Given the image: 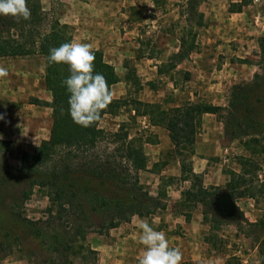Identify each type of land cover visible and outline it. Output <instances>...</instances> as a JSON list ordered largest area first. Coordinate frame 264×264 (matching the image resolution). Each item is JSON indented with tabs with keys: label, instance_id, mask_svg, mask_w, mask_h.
<instances>
[{
	"label": "trees",
	"instance_id": "1",
	"mask_svg": "<svg viewBox=\"0 0 264 264\" xmlns=\"http://www.w3.org/2000/svg\"><path fill=\"white\" fill-rule=\"evenodd\" d=\"M30 18H16L0 16V60L40 54L46 58L45 87L52 95V102L32 99L31 103L50 107L52 109V128L48 140H43L33 153L23 151L20 156L21 167L15 169L9 165L12 142L0 140V208H7L6 196L25 183L22 192V202L30 199L35 186L56 187L58 183L69 181V201L63 196L67 190L62 187L61 195L51 197V207L47 209L49 218L57 210V214L69 212V223L76 220L80 223L72 225L76 230L70 239V244L81 242L78 252H86L96 259L98 253L91 246L85 245L88 228L97 227L96 232L101 235L119 227L124 222H130L134 216L149 217L159 209H165L160 202L166 193L160 189L157 197L152 196L140 183L139 173L148 168L149 160L144 151L143 141L131 138L123 129L116 133H108L101 127V122L107 115H115L124 106H131L136 116L147 117L151 126L161 127L169 132L173 144L172 155L181 163L183 171H191L192 165L188 158L195 156V146L201 131V121L204 114H214L224 123L226 137L238 140L249 157H239L240 172H230L231 179L226 190L236 201L240 198H252L260 202L264 199V183L261 182L260 166L252 157L264 155V69L263 73H256L253 82L236 85L229 97L226 107L215 106L205 101L186 102L181 106L166 108L160 103L143 102L132 99L127 102L113 97L109 106L102 110V119L90 127H83L74 123L68 112L69 93L63 81L70 75L67 64L48 62L50 49L57 48L63 43L73 41L71 28L54 20L47 22V15L41 0H28ZM242 7L231 9V13L241 12ZM203 14L199 13V23L203 22ZM264 56V37L259 41ZM197 33L189 31L180 40L177 53H173L166 63L158 67V74H171L179 64L188 60L197 50ZM95 71L103 74L111 87L121 81L115 67L107 62L100 50L94 51ZM136 79V72L130 68L125 81ZM108 137L113 143L119 144L112 152H105L100 159L97 150ZM58 156H63L69 163L63 171H52L46 175L50 164ZM124 164H126L124 166ZM159 165L157 169L165 166ZM49 170V169H48ZM254 175L252 177L250 174ZM53 183V184H52ZM28 187V189H27ZM216 190L219 187L205 188L201 176L190 189L182 192L180 205L187 209H194L198 205H213ZM13 192V193H12ZM12 193V194H11ZM212 198V199H210ZM210 199V200H209ZM19 201L15 203L20 206ZM10 204V205H9ZM205 222H214L209 213L203 211ZM91 214H98L100 223H94ZM110 215L109 220H105ZM186 220H191V214H186ZM20 234L9 239L11 233L0 226V262L11 255L3 248L4 245H20L30 237L39 239L42 233L35 227L36 223L22 218ZM264 235V218L256 223H248ZM66 235L68 234L65 231ZM71 233L69 229V234ZM208 241V237H207ZM68 245L66 250H72ZM84 244V245H83ZM76 254V253H75ZM264 256V250L262 252Z\"/></svg>",
	"mask_w": 264,
	"mask_h": 264
},
{
	"label": "rangeland",
	"instance_id": "2",
	"mask_svg": "<svg viewBox=\"0 0 264 264\" xmlns=\"http://www.w3.org/2000/svg\"><path fill=\"white\" fill-rule=\"evenodd\" d=\"M43 2L46 8L47 24L54 20H59L63 24L69 22V0H43ZM112 2L120 5L123 21L118 29V33L121 39L127 42L129 50H131L136 57H155L158 61H162V63H166L168 57L175 53V50L180 47V40L186 37L189 31L197 33V42L199 43L198 50L203 51L201 48L209 49L208 44L211 43L210 39H213L216 35L223 36L224 30H227V34H224L226 38L234 35V32H232L229 27H235L237 39H244V41H247V43L243 44L242 50H244L245 53L248 52V55L246 54L239 58L234 57L233 61L243 69V75L238 79L236 78V80L232 79V81L224 83V87L226 88H224L223 92L228 101L236 85L251 83L256 73H263L264 56L262 55L259 41L264 37V0H112ZM49 3H51L50 6ZM65 6H68V9ZM240 7H242V9L241 12L238 13H243V15L234 16L235 18L232 20L230 15L231 9L236 10ZM212 9L220 11V20L222 22L219 24L221 25L219 33H216L215 24L211 22L213 17V14H211ZM199 13H202L204 16L201 26L198 25L200 21ZM258 17H260V19L262 18V20H256ZM210 26L214 27L212 31H209ZM213 52L217 53V51ZM206 53L211 55L210 50H206ZM211 56L213 58V54ZM224 58L225 56L221 54L217 57L215 62L209 64L210 67L217 66L221 68L225 64ZM250 64L255 65L256 72H254L255 68L249 70L242 67ZM0 66H4L8 69L9 74L6 77L8 78V84L15 83L18 77L24 80L26 99L21 100L23 101L22 103L28 102L27 92L28 88L32 87L31 85H35L38 91L46 89L44 82L45 74L43 73V70L44 72L46 70V58L42 55L33 54L17 58H4L0 60ZM19 71H21V73L18 74ZM251 71L252 76L250 75ZM211 76L209 77L211 78L210 82H219L217 79H212L215 75L212 74ZM190 80L191 74L187 71L185 66L177 68L171 74L166 73L163 75H159L158 72L139 75L136 72V79L127 81V87L125 89L116 88L115 94L119 96L121 92H123L124 95L121 99L127 100V102L132 99H138L143 102L160 103L164 107L170 108L175 107V103L183 105L189 102L188 98L190 96H188L186 91L190 89ZM177 88L178 91H175ZM32 99L35 98L30 97L29 101L31 102ZM201 101L203 100L199 99L195 102ZM141 118V116L135 115L131 106L127 105L122 107L117 114L105 116L101 122V127L108 133H116L121 128L123 132H127L131 138L136 137L143 141H147L145 144H153L155 142L154 132L143 127ZM45 132L47 133L46 129ZM227 139L230 140L229 138ZM12 143L11 155L9 156L8 162L11 167L19 169L21 167L20 156L24 151L22 146L23 143ZM117 145L119 144L113 143V140L108 137V139L100 145V148L97 150V155L102 159V155H104L105 152H112ZM151 148L152 147H148L147 149ZM249 156L248 153L244 157ZM148 158L149 169L146 173H139V180L144 188L151 194V191L158 188V182L157 178L154 180L150 178V172H154L157 168L155 167V162L150 159V156ZM173 158L172 151H165L161 153L159 162L157 163L161 165L164 162L173 160ZM193 158H188L187 163L193 165ZM252 159L260 166L261 170L258 171V173L261 182L259 185H262L264 183V155L254 156ZM214 162L220 163V158H214ZM234 162L237 163L241 170L239 157L234 159ZM67 165H69V163L66 159H64L63 156H58L54 162L50 164L49 170L47 169L44 173L49 175L56 168L59 171H63L62 169ZM125 165L126 164H124V166ZM222 166L223 168H219L220 174H222V171L225 173V171L229 169L226 168L227 166ZM250 175L249 177H252L254 173ZM148 182L149 184H147ZM55 183H58L56 187H53L51 184L45 188L35 186L30 199L24 203H21V198L22 192L26 187L25 183L22 187H18L14 193L12 192V195H8L6 198L4 197L6 203H11V205L9 204L10 206H6L7 208L5 209L0 208V226L11 233L12 236L9 237L11 241H14V237L21 233L22 218L36 223L35 227L42 233L39 239L35 240L32 237L26 239L22 246L11 245L9 248L7 244L4 245L3 248L5 251H11V255L7 258H9L10 261H21L24 264H99L98 252L95 259L94 256H90L86 252H78V247L81 245L80 241L74 245L70 244V239L76 231L72 226L75 224L76 220L69 223V212L57 214L56 210L53 216L49 218L47 209L53 205L50 196L55 199L57 197L56 194L61 195L60 191H62V187H64L67 192L62 199H64V201H69V181H65L63 184L58 181ZM169 184H173L172 186H176L177 188L180 187V181L177 179L170 180L166 178L162 180V183L159 184V188L166 193V196L161 197L160 200L163 205H165V199H172L173 197H169L168 195L169 192H171V189L168 188ZM224 191H226V184H220L219 190H216L217 194L214 197L213 205L203 206V211H207L209 213V218L214 221L213 223L212 221L208 223L210 226L209 235H207L208 243L210 244L208 254L215 259H222L224 264H240V260L237 256L238 254L231 252L238 247L236 241L240 239L241 243H245L246 249H251L250 254L252 261L255 264H264V256L262 254L264 250V235L261 234L258 229L248 224L253 223L245 216V213L248 212V208H245L242 204H239L240 206L237 204V202L240 203L242 200L238 199L235 201L236 203L234 202L236 206V216H224L221 213L216 199H218L219 195ZM261 199L262 203H260V208H264V199ZM18 201L21 203L20 206L15 205ZM179 206L180 209H183L184 216L195 211V208L187 209L181 205ZM242 207L244 210H242ZM161 210L163 209H159L155 214L151 215L148 221L151 227L157 228L159 227L158 225L165 226L163 221H159L158 218L155 219V216H159L160 213H162ZM90 216L94 223H100L101 218L98 214H91ZM110 217L111 216L108 215L102 219L107 221ZM78 223L80 222L76 221V224ZM69 229L71 231L70 234ZM65 231L68 232L67 235ZM96 231H98L96 226L88 228L86 242H84L85 245L91 246L89 242L90 237L108 235V233L101 235ZM230 243H232V245L227 247ZM69 244L72 246V250L67 251L66 247ZM183 264H192V262L187 260Z\"/></svg>",
	"mask_w": 264,
	"mask_h": 264
},
{
	"label": "crops",
	"instance_id": "3",
	"mask_svg": "<svg viewBox=\"0 0 264 264\" xmlns=\"http://www.w3.org/2000/svg\"><path fill=\"white\" fill-rule=\"evenodd\" d=\"M41 1L43 5L44 2ZM65 7L68 9V6ZM43 8L46 9L44 5ZM219 12L216 9L211 10V14H213L211 22L215 24L216 33L220 32L221 25L219 24L222 22ZM230 15L233 20L234 16L243 15V13L230 12ZM256 20H260V17ZM122 21L120 5L112 2V0H69V22L66 25L68 24L72 30L73 40L79 43L91 44L93 51H102L105 60L115 67L118 76L121 78V81L113 86V97L115 99H121L124 95L121 92L119 96H116L115 90L116 88L125 89L127 87L124 77L130 68L134 69L139 75H146L158 72V67L162 63L155 57H136L129 50L127 42L123 41L118 33ZM213 28V26H210L209 31H212ZM229 29L234 32V35L226 38L224 34H227V30H224L223 36L216 35L213 39H210L209 49L202 47L203 51H201L197 48L188 60L177 66V68L185 66L191 74L190 89L186 91L190 96L188 101L195 102L201 99L215 106H227L228 99L223 92L226 88L224 83L232 81V79L236 80V78L238 79L243 75V69L233 61L234 57L239 58L248 55V52L245 53L242 50L243 44L247 41L237 39L235 27H229ZM197 45L199 47L198 42ZM206 50L211 51L210 54H213V58L206 53ZM178 51L179 48L175 50V53ZM213 51H217V53ZM221 54L225 56V64L221 68L217 66L210 67L209 64L215 62ZM242 67L249 70L255 68L254 72H256L254 64ZM43 73L45 74L44 70ZM212 74L215 75L212 79L219 80L218 83L210 82L211 78L209 77ZM250 75L252 76V71ZM7 81L8 78L6 77L0 78V114L5 116V120L0 121V140L23 143V150L33 153L43 140H48L50 137L52 109L32 104L29 99L33 97L50 103L52 102V95L46 89L38 91L35 85H31L32 87H29L27 92L28 102L22 103L21 100L26 99L24 80L18 77L15 83L8 84ZM175 91H178V88ZM174 105L181 106L182 104L175 103ZM141 117L143 127L154 132L155 135V142L153 144L146 143L144 147L147 157L150 156V159L156 164L159 162L161 153L172 151L174 147L166 129L151 126L147 117ZM148 147L154 149H147ZM195 152L191 171H183L180 161L173 158V160L167 161L165 166L150 172V178L152 180L157 178L158 182V188L151 191V195L154 197L159 195L161 189L159 184L162 183L163 179H177L180 181V187L178 188L172 186L173 184L168 185V188L171 189L168 195L173 197L172 199H165V209L161 210L162 213L159 216H155V219L158 218L159 221H163L165 226L158 225L159 227L153 228L166 234L170 247L181 249L183 253L181 264L187 260H190L192 264H224L222 259H215L208 254L210 244L207 241V235H209L210 226L205 222L203 205L200 204L195 208V211L191 213L190 221L186 220L183 209H180L179 205L182 200V192L193 187L197 176H201L205 188L220 187V184L227 185L231 179L230 172H240V168L234 162V159L246 156L248 153L238 140H228L226 138L224 124L214 114H204L202 116L201 131L196 139ZM216 157L220 158V163L214 162ZM222 165L227 166L226 168L229 169L225 173L222 171V174H220L219 168H223ZM147 170L140 173H146ZM223 193L229 194L227 190ZM240 200L242 202H237V204L238 206L242 204V206L248 208L245 216L249 218L250 222L256 223L264 218V208H260L262 200L260 202L252 198H240ZM242 210H244L243 207ZM150 218L151 216L149 218L134 216L130 222H124L119 227L110 230L107 236L90 237L89 242L92 249L99 253V264H138L139 257L145 249V246L140 243L141 225L148 223ZM240 241V239L236 241V244L245 246V243ZM231 245L232 243L227 247ZM245 248L247 247L245 246ZM237 251L238 247L231 252L237 253ZM247 251L251 252V249H247ZM0 264L24 263L10 261L7 258Z\"/></svg>",
	"mask_w": 264,
	"mask_h": 264
},
{
	"label": "clouds",
	"instance_id": "4",
	"mask_svg": "<svg viewBox=\"0 0 264 264\" xmlns=\"http://www.w3.org/2000/svg\"><path fill=\"white\" fill-rule=\"evenodd\" d=\"M28 0H0V16L30 18ZM48 62L67 64L70 75L63 81L68 91V112L74 123L90 127L102 119V110L113 100V93L105 76L95 71V53L92 45L75 40L50 49ZM8 69L0 66V78L7 77ZM5 116L0 114V121ZM140 243L145 246L138 264H181L183 253L178 247H170L163 231H157L148 223L141 225Z\"/></svg>",
	"mask_w": 264,
	"mask_h": 264
},
{
	"label": "water",
	"instance_id": "5",
	"mask_svg": "<svg viewBox=\"0 0 264 264\" xmlns=\"http://www.w3.org/2000/svg\"><path fill=\"white\" fill-rule=\"evenodd\" d=\"M216 200L217 205L224 216H236V206L229 194L221 193Z\"/></svg>",
	"mask_w": 264,
	"mask_h": 264
},
{
	"label": "built area",
	"instance_id": "6",
	"mask_svg": "<svg viewBox=\"0 0 264 264\" xmlns=\"http://www.w3.org/2000/svg\"><path fill=\"white\" fill-rule=\"evenodd\" d=\"M262 20V18L260 19ZM258 20V21H260ZM247 249L245 248L244 245L242 244H238V251H237V256L240 260V264H255L253 261H252V258L250 256L249 253H251L250 251L246 252Z\"/></svg>",
	"mask_w": 264,
	"mask_h": 264
}]
</instances>
